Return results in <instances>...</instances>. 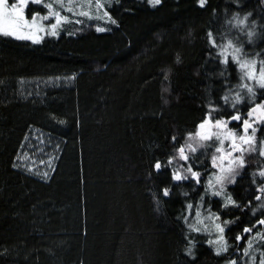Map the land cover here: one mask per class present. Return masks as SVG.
Here are the masks:
<instances>
[{
	"label": "trees",
	"instance_id": "trees-1",
	"mask_svg": "<svg viewBox=\"0 0 264 264\" xmlns=\"http://www.w3.org/2000/svg\"><path fill=\"white\" fill-rule=\"evenodd\" d=\"M61 2L45 0L70 21L59 26L58 37L36 44L0 36V264H225V256L260 264L264 239L253 225L264 218V193L257 191L264 185V125L255 151L221 197L204 191L205 175L215 170L209 149L183 161L201 173L199 184L171 181V171L210 104L226 116L237 93L245 98L237 105L241 111L264 98L255 81L239 80L230 57L228 65L220 63V49L213 51L206 38L212 31L220 45L231 39L242 47L241 58L256 59L259 69L264 0H207L204 8L198 0L156 6L104 0L98 16L96 0H84L86 10L80 0ZM35 11L47 9L30 4L28 13ZM248 13L243 25L233 19ZM243 83L257 91L254 101ZM52 157L44 178L42 161ZM156 160L162 173L152 167ZM226 195L240 207H221ZM226 220L228 252L216 256L207 241L217 238L214 225ZM244 226L254 230L247 255L246 243L233 239ZM189 241L195 260L186 252Z\"/></svg>",
	"mask_w": 264,
	"mask_h": 264
},
{
	"label": "snow or ice",
	"instance_id": "snow-or-ice-1",
	"mask_svg": "<svg viewBox=\"0 0 264 264\" xmlns=\"http://www.w3.org/2000/svg\"><path fill=\"white\" fill-rule=\"evenodd\" d=\"M56 2L61 4V7H63L61 0H56ZM147 2L156 6L160 5L162 0H147ZM198 3L201 8H204L207 5V0H198ZM30 4L42 5L44 9H47L46 14L42 15L40 11H35L29 17L28 9ZM96 7L99 9L103 8L104 5L100 3V0H96ZM67 11L72 13L73 9L69 7L67 8ZM79 15L89 16V13L81 11ZM104 15L108 16L111 24H117V20L112 19L110 12L105 11ZM250 15L251 13H248L241 19L237 14L233 17V19L237 20L239 25H243L247 22ZM49 20H52L53 22L47 25L43 23L44 21ZM66 22H70L68 17L61 15V12L54 9L52 3H45V0H0V36L11 37L16 40H27L32 43L39 44L43 41L44 35L58 37L60 35V32L58 31L59 26ZM76 23H80V21L77 20ZM229 23H231V21H229ZM105 30L106 29L104 28L97 29V31ZM254 35V32L248 33L250 38ZM206 38L213 51L217 48L220 49L217 57L220 60V63L228 65L230 57L231 62L236 66L237 72L240 73L238 77L239 80L243 81L246 79L249 81H255L258 88L264 90V60L259 61L260 67L259 70H257L258 61L256 59H242V47H238L231 39L227 40L226 45H220L217 43L212 31L206 32ZM227 49H232L233 52L227 53ZM209 55H212L211 51ZM221 75H224V72H221ZM164 79H168L167 75L164 76ZM239 87L247 90V93L249 94V102L256 99L257 91L248 83L240 84ZM164 91L167 92L168 89L165 88ZM221 100L227 104L229 102V96L225 94L221 97ZM244 100L245 98L237 93L232 98L230 105L231 109L234 111H228L226 116L222 115L215 119H213L212 113L219 111V109L210 104L204 117L196 126L197 131L190 134V139H195L197 143H201V146H204L202 142H216L210 163L211 166L218 171L213 173V179L208 181L207 188L204 190L205 194H210L214 197H221L224 193L226 182L235 184V177L239 174L238 169L245 167L243 153L245 151H255L253 145L256 142V134L260 130L256 125H264V98H262L259 103H255L250 107L245 106L246 118H242L240 111L236 109L237 105L244 104ZM233 122H235L234 128H229L228 125ZM59 123L63 124L64 121H60ZM235 128H239L241 134L238 135ZM249 130H251V134H249ZM171 140L175 142L176 137L172 136ZM225 142H228L227 149L224 147ZM187 148L191 153H195L197 151V148L191 144H188ZM178 153L181 160L185 162L189 161V155L186 153L185 146H180L178 148ZM236 153H240V155L237 156L235 155ZM260 155L264 156V150L260 152ZM23 159H25V157L17 156V160ZM51 159H54V157L49 159V165L51 164ZM194 162L195 158H193V163ZM171 163V159H168L165 162L164 168H167L171 165ZM12 166L15 168L21 167L22 165L13 164ZM152 167L157 173H162V164L159 160H156ZM28 170L31 171V169ZM187 172L190 175L181 174L178 170L171 171V181L181 182L192 179L196 184L200 183L201 173L194 170L191 164L187 165ZM42 175L44 178H47L49 173L44 172ZM259 175L264 178V171H261ZM253 183H255V181H253ZM257 191L264 193V185L260 186ZM162 195L163 197H169L170 189L168 187H164L162 189ZM183 195L187 196L188 193L184 192ZM200 199L203 200V196H201ZM255 199L260 200L261 196L257 195L255 196ZM224 200L225 203L222 204L221 207H228L229 205L237 208L240 207V205L232 199L231 195L224 196ZM157 203L159 204V201H157ZM261 207L264 208V205H261ZM192 208V204H186V209L191 210ZM189 214H191L190 211ZM195 215L199 218L201 214L197 211ZM215 219L219 220V215H216ZM228 223L229 221L227 220L224 221L223 225L216 223L214 228L218 233L217 238L214 241H207L210 245H215L216 256H222L228 252L229 246L227 239L224 236L225 225ZM253 227H264V218H257ZM253 227L244 226L242 228L243 234H237L233 237L236 242L244 241L246 243L247 247L241 246L244 255H247L248 249L252 247V242L251 240H248L247 237L253 232ZM195 231L199 232L200 229L195 228ZM257 235H259L261 239H264V233L258 232ZM189 245L190 246L186 248V252L188 256L192 257V260H195L196 257L193 253V247L195 245L192 241H189ZM224 260L225 264H237V260L234 258L225 256ZM260 264H264V259L260 260Z\"/></svg>",
	"mask_w": 264,
	"mask_h": 264
},
{
	"label": "rangeland",
	"instance_id": "rangeland-1",
	"mask_svg": "<svg viewBox=\"0 0 264 264\" xmlns=\"http://www.w3.org/2000/svg\"><path fill=\"white\" fill-rule=\"evenodd\" d=\"M81 1V4L80 5H82L81 7H82V9H84V10H86V8H84V5H85V3L86 2H84V0H80ZM100 3L101 4H103L104 3V0H100ZM84 4V5H83ZM104 5V4H103ZM72 9H73V12H75L76 10H75V8L74 7H71ZM55 10H57V9H55ZM59 10V9H58ZM101 11H102V8H99V10H98V13H96L97 14V16L98 15H100L101 14ZM91 12V11H90ZM42 15H44L43 13H41ZM28 15H29V17L31 16V14H29L28 13ZM49 21H51V22H53L52 20H49ZM44 24H48L47 23V21H44L43 22ZM43 35V34H42ZM47 35H44V38L46 37ZM43 38V39H44ZM257 70H259L258 68H257ZM253 84H256V82H253ZM255 86H257V85H255ZM212 115H213V118H215L214 116H215V114H214V112L212 113ZM228 127L229 128H231V126H229L228 125ZM238 135L239 134H241L240 132H238L237 133ZM203 143V145L204 146H201V143H197V141L195 140V139H190L189 138V140H187V143H185V148H186V153L187 154H189V155H191V154H193V153H191L189 150H188V148H187V145L188 144H191L192 146H194V147H196L197 148V151L198 150H200V149H202V148H207V149H209V151L210 152H212V155H213V153H214V147L216 146V142L215 141H208V142H202ZM255 145H256V142H255V144L253 145V147H254V149H255ZM224 147L227 149L228 148V142H225V145H224ZM245 147H247V146H245ZM262 150H264V147H263V149H261V151ZM254 151H245L244 153H243V159H244V162H245V165H246V162H248V157L253 153ZM235 155H240V153H236ZM21 156H23V155H21ZM49 159L50 158H46V161L45 162H43L42 163V165H43V172H47V171H50V168H52V166H53V160L51 159V164L49 165ZM177 164H176V166H175V170H178V171H180L181 172V174H184V175H190L188 172H187V170H184V168H185V166H186V163L185 164H183V160H181V161H179L178 160V162H176ZM31 171H35V166H32L31 168ZM186 169H187V166H186ZM213 169H215V168H213ZM218 170L217 169H215L212 173H209V174H206L205 175V177H204V179L206 180H212L213 179V176H212V174L213 173H215V172H217ZM241 171V169H238V172H240ZM236 178V177H235ZM231 183H227L226 182V184H225V188H224V193L222 194V195H224L225 193H226V188L230 185ZM206 185H208V182H207V184ZM259 232H263L264 233V227H260L259 228ZM252 233H254V230H253V232Z\"/></svg>",
	"mask_w": 264,
	"mask_h": 264
},
{
	"label": "flooded vegetation",
	"instance_id": "flooded-vegetation-1",
	"mask_svg": "<svg viewBox=\"0 0 264 264\" xmlns=\"http://www.w3.org/2000/svg\"><path fill=\"white\" fill-rule=\"evenodd\" d=\"M260 101H257V102H255V103H259ZM254 103V104H255ZM253 104V105H254ZM252 106V105H251ZM250 107V106H249ZM240 111V114H241V116H242V118H246V114H245V109H242V111L241 110H239ZM215 114V113H214ZM219 116H222V115H217V114H215V118H218ZM215 118H213V119H215ZM229 126H231V128H234V126H235V122H233V123H231V124H229ZM258 128H260V125H256ZM235 130H236V132L238 133V132H240V129L239 128H235ZM258 133V132H257ZM249 134H251V130H249ZM256 136H257V134H256ZM256 142H257V138H256Z\"/></svg>",
	"mask_w": 264,
	"mask_h": 264
},
{
	"label": "bare ground",
	"instance_id": "bare-ground-1",
	"mask_svg": "<svg viewBox=\"0 0 264 264\" xmlns=\"http://www.w3.org/2000/svg\"><path fill=\"white\" fill-rule=\"evenodd\" d=\"M262 91V90H261ZM61 153V152H60Z\"/></svg>",
	"mask_w": 264,
	"mask_h": 264
}]
</instances>
